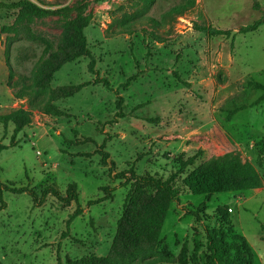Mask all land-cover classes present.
Instances as JSON below:
<instances>
[{
  "label": "rangeland",
  "instance_id": "374dc122",
  "mask_svg": "<svg viewBox=\"0 0 264 264\" xmlns=\"http://www.w3.org/2000/svg\"><path fill=\"white\" fill-rule=\"evenodd\" d=\"M30 1L53 11L80 3ZM84 13L94 15L86 36L97 76L89 71L91 60L83 58L64 66L49 88L38 89L23 78L32 76L44 45L24 34L5 35L0 44V116L25 109L33 119L16 137L13 125L0 126V147L6 148L0 153V182L28 187L39 197L47 187L65 195L76 184L83 208L70 220L75 203L50 195L37 207L29 194L3 191L0 264L107 257L132 187L118 175L130 177L133 169L166 181L178 173L181 155L197 160L174 183L179 202L166 219L162 242L133 264H203L208 229L244 236L254 264H264V101L256 104L264 96L256 87L264 86V0H90ZM16 17V11L0 10L2 26L13 25ZM258 23L257 31L240 34ZM62 27L63 19L53 16L36 22L32 31L57 48ZM197 27L231 34L211 37ZM7 60L15 73L11 82ZM96 80L109 82L110 88ZM84 84L89 85L56 103L73 118L46 114L53 90ZM18 92L24 100L15 98ZM119 97L123 119L116 117ZM155 118L158 125L147 121ZM231 153L259 172L261 188L209 198L186 188L191 172ZM105 187L114 190L112 198L89 206L106 197ZM201 205L205 210L192 214ZM196 240L204 245L197 255Z\"/></svg>",
  "mask_w": 264,
  "mask_h": 264
},
{
  "label": "trees",
  "instance_id": "16d2710c",
  "mask_svg": "<svg viewBox=\"0 0 264 264\" xmlns=\"http://www.w3.org/2000/svg\"><path fill=\"white\" fill-rule=\"evenodd\" d=\"M90 0H80L76 7H66L61 10L53 11L41 7L30 0H20L10 4L0 3V10L16 11L17 17L13 25L2 26L0 24V44L3 36L19 37L24 34L28 39L40 42L44 45V51L41 60L34 69L32 76L24 77V81L32 82V85L38 89H46L51 86L55 75L67 64L76 63L83 58L91 60L89 71L97 76L95 70L96 60L90 50L86 30L91 26L94 15L85 14ZM97 3L105 0H94ZM175 10H178L175 9ZM58 16L63 19L62 38L57 48L46 38L36 35L32 27L38 21ZM259 23L250 27L241 29L240 34H248L257 31ZM197 30L211 37L229 36L228 31L217 30L213 28L197 27ZM10 69L9 80L14 79L15 73ZM136 80L135 77L131 79ZM107 88L110 84L102 81ZM96 80L95 83H102ZM130 82V81H129ZM129 82L127 84H129ZM89 84L80 86L61 87L53 90L50 94V102L46 105L45 111L48 116L55 118L71 119L70 113L62 110L56 105L57 102L69 99L83 90ZM12 88L11 83L8 84ZM128 86V85H127ZM257 89H263L264 86L256 83ZM15 98L22 101L25 99L24 93H16ZM264 101V96L257 101V105ZM123 98L119 97L117 102V119L124 118L122 112ZM246 107L231 111L229 118H232L239 111ZM32 113L29 110L19 109L6 116H0V126H14V137L18 136L25 128L32 124ZM153 125L160 123L159 118L147 120ZM90 139L84 143L90 142ZM77 144V143H76ZM83 144V143H79ZM264 146V142H263ZM104 149V146H103ZM6 150L0 147V153ZM263 152V150H261ZM184 155L179 157L180 169L178 173L172 175L164 181L153 176H139L135 170L131 169L128 173H122L117 178L125 180V185L132 182V187L126 197L123 215L118 223L117 233L112 243L107 257L98 258L88 256L77 260H68L67 264H133L144 254L153 252L161 244V236L164 224L169 215L172 206L179 202V190L174 187V183L180 174H184L189 167L195 166L197 156L184 160ZM109 154L102 153V163L107 164ZM131 179H133L131 181ZM186 188L197 196L206 198L219 194L243 193L253 191L262 187V178L259 172L253 167L244 164L236 154H227L224 157L212 159L202 164L191 172L185 181ZM3 191L13 194H29L35 203V206H42L46 198L50 195L55 196L64 204L75 203L77 205L76 213L70 218L74 220L83 214L81 199L78 186L72 184L62 195L54 187H47L39 197L38 193L28 187L18 188L14 184L4 185L0 182V195ZM106 197L89 202V206L97 205L105 200L112 198L113 189L103 188ZM0 212L6 209L7 204L1 198ZM200 210H205L201 205L196 211H191L195 216H199ZM233 234V231H231ZM207 249L209 253L204 255L203 264H254L255 256L247 239L241 235L232 236L229 231L208 229ZM196 255L203 249L204 245L196 240Z\"/></svg>",
  "mask_w": 264,
  "mask_h": 264
}]
</instances>
